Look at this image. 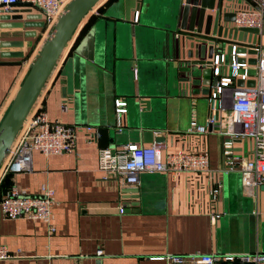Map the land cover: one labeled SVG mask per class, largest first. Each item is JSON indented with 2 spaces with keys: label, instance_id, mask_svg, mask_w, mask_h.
<instances>
[{
  "label": "crops",
  "instance_id": "1",
  "mask_svg": "<svg viewBox=\"0 0 264 264\" xmlns=\"http://www.w3.org/2000/svg\"><path fill=\"white\" fill-rule=\"evenodd\" d=\"M258 3L245 0L239 7ZM179 7L181 0H142L140 5L137 0H102L79 24L39 95L50 120L121 129L111 149L151 144L130 127L139 122L152 128L153 138L165 137L162 158L204 147L210 168L222 181L220 216L211 219L202 187L205 177L201 185L192 173L144 171L135 185L121 183L115 174L99 168L98 141L79 132L72 152L44 156L34 151L30 171L8 172L0 180V198L12 186L38 195L41 185L47 184L55 194L52 234L41 220L7 219L0 208V246L13 254L0 264H199L167 257L264 252V189L253 197L243 188L238 169L223 168L218 133L185 136L190 126L206 123L209 107L207 95L180 90L169 79L176 66L177 29H171L179 24ZM43 29L44 25L0 28V40L23 42L8 49L21 51V57H0V121L46 39ZM135 91L150 100L147 111L136 103L140 97ZM116 99L126 102L120 126ZM241 147L237 141L234 148ZM129 187L138 188V193H125Z\"/></svg>",
  "mask_w": 264,
  "mask_h": 264
},
{
  "label": "built area",
  "instance_id": "2",
  "mask_svg": "<svg viewBox=\"0 0 264 264\" xmlns=\"http://www.w3.org/2000/svg\"><path fill=\"white\" fill-rule=\"evenodd\" d=\"M70 0H0L4 9L18 4H27L38 11L44 22L43 34L49 35L54 25L62 15ZM245 0H235L231 10L236 12L232 25L236 28H256L257 39L252 43L256 51V63L251 65L247 59L252 56L245 46V51L238 49L240 45H232L226 62V53L218 52L212 60L213 75L218 78L207 94L209 116L205 124L190 126L185 136H199L204 138L208 133H218L221 136V156L223 168L226 170L238 169L241 183L246 191L257 198V191L264 185V45L262 33L264 26V2L259 0L256 6L239 7ZM96 6V5H95ZM92 8V12L95 8ZM138 10L134 13V21L138 19ZM175 37H179L175 33ZM239 58H243L241 62ZM254 68L255 74L249 75L248 69ZM242 70V71H241ZM254 79L255 84L240 86ZM126 102L115 100V112L119 115L126 112ZM97 127L90 125H68L59 121L50 120L43 107L41 96L38 95L30 112L23 121L21 128L12 141L1 165L0 180L8 172L21 173L32 168V154L38 151L44 156L72 152L79 132H83L87 139L96 141ZM248 140L247 153L243 147L234 148L235 143ZM163 142H152L149 145L129 143L120 148H100L98 166L100 169L115 174L124 184L135 185L139 181V174L144 171L170 173L176 175L181 172L192 173L202 183V176L206 178L203 189L208 197L211 209V219L220 216L218 202L222 193V181L209 166V155L203 148L178 150L168 153L163 158L161 150ZM201 176V177H200ZM202 185V184H201ZM54 190L47 184H42L40 194L32 195L25 190L12 186L0 198V208L5 218L41 220L48 227L49 234L54 233L53 206L55 204ZM123 212L124 207L120 206ZM97 254H101L99 250ZM13 257L6 246H0V259ZM174 262H181L184 258L191 259L199 264H216L218 261H230L237 264H257L264 262V252H249L220 257L216 254L170 255L167 257Z\"/></svg>",
  "mask_w": 264,
  "mask_h": 264
},
{
  "label": "water",
  "instance_id": "3",
  "mask_svg": "<svg viewBox=\"0 0 264 264\" xmlns=\"http://www.w3.org/2000/svg\"><path fill=\"white\" fill-rule=\"evenodd\" d=\"M99 1L70 0L43 42L0 121V165L40 90L57 68L66 45L72 39L79 24ZM140 1L142 0H137L138 5H140ZM261 1L264 2V0ZM234 3L235 0H181L182 9L178 8L180 21L177 26H174V29H177L175 33L179 34V37H175L176 40L173 41L176 69L173 67L175 72L171 71L169 74L172 84L176 83L180 90L181 88H190L193 93L207 95L218 81L212 72L213 57L216 53L223 52L225 45L227 46L228 62L231 61L229 54L232 45L237 44L240 45L238 49L242 52L245 51V46H251L247 52L252 56L247 59V62L251 65L256 63V51L252 48V43L256 40L258 30L246 27L236 28L232 25L236 12L230 8ZM21 5L20 8L10 7L7 9L0 5L1 29L43 27L44 22L41 14L35 13L33 8L27 4ZM207 10H212L213 13L206 14ZM30 35L32 34L25 33V36ZM22 45V41L0 40V57H21L23 55L21 51L8 49L18 48ZM239 60L244 61L243 58H239ZM173 68L171 67L172 70ZM248 74L254 75L255 69H248ZM244 84L253 86L255 80L249 79L245 83L242 80L238 81V85ZM197 85H204L208 88L201 89L196 87ZM193 86L195 87L193 88ZM133 94L140 97L136 103L142 106L141 111H147L150 107V100L138 96L136 91ZM114 127L110 124L98 127L96 140L101 148L116 143L117 135L121 133V129ZM130 127L134 132L139 131L145 143L165 141L163 136L153 138L152 128L144 123L139 122ZM133 136L135 137V134ZM261 188L264 189V185ZM124 192L127 194L138 193V188L129 187Z\"/></svg>",
  "mask_w": 264,
  "mask_h": 264
},
{
  "label": "rangeland",
  "instance_id": "4",
  "mask_svg": "<svg viewBox=\"0 0 264 264\" xmlns=\"http://www.w3.org/2000/svg\"><path fill=\"white\" fill-rule=\"evenodd\" d=\"M171 30H174V28H172ZM256 39H257V36L255 37ZM226 45L224 46V48H223V52L224 53H227V49H226ZM226 62H228V57H226ZM241 144V146L244 148V153H247V150H248V146H249V142H248V140H245V141H243L242 143H240Z\"/></svg>",
  "mask_w": 264,
  "mask_h": 264
},
{
  "label": "trees",
  "instance_id": "5",
  "mask_svg": "<svg viewBox=\"0 0 264 264\" xmlns=\"http://www.w3.org/2000/svg\"><path fill=\"white\" fill-rule=\"evenodd\" d=\"M101 1H102V0H100L99 2H101ZM99 2H98V3H99ZM98 3H97V4H98Z\"/></svg>",
  "mask_w": 264,
  "mask_h": 264
},
{
  "label": "bare ground",
  "instance_id": "6",
  "mask_svg": "<svg viewBox=\"0 0 264 264\" xmlns=\"http://www.w3.org/2000/svg\"><path fill=\"white\" fill-rule=\"evenodd\" d=\"M97 5V4H96Z\"/></svg>",
  "mask_w": 264,
  "mask_h": 264
}]
</instances>
